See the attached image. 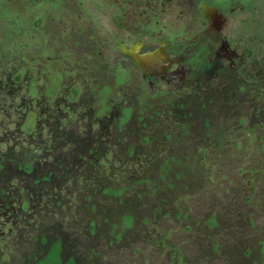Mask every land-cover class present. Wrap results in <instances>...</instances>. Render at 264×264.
Returning <instances> with one entry per match:
<instances>
[{"label": "flooded vegetation", "instance_id": "1", "mask_svg": "<svg viewBox=\"0 0 264 264\" xmlns=\"http://www.w3.org/2000/svg\"><path fill=\"white\" fill-rule=\"evenodd\" d=\"M262 138L264 0H0V264H94L98 198L206 183Z\"/></svg>", "mask_w": 264, "mask_h": 264}, {"label": "rangeland", "instance_id": "2", "mask_svg": "<svg viewBox=\"0 0 264 264\" xmlns=\"http://www.w3.org/2000/svg\"><path fill=\"white\" fill-rule=\"evenodd\" d=\"M258 141L259 161L239 165L252 175L233 166L210 172L206 183L197 173L188 180L194 183H151L113 209L98 198L100 214L113 212L96 223L94 264H264V139ZM127 213L136 220L122 235L119 215Z\"/></svg>", "mask_w": 264, "mask_h": 264}]
</instances>
